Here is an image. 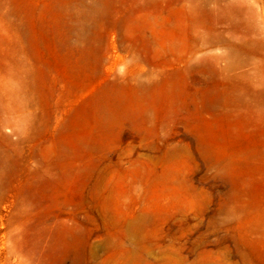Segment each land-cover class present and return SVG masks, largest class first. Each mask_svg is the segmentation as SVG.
<instances>
[{
	"label": "rangeland",
	"instance_id": "1",
	"mask_svg": "<svg viewBox=\"0 0 264 264\" xmlns=\"http://www.w3.org/2000/svg\"><path fill=\"white\" fill-rule=\"evenodd\" d=\"M0 264H264V0H0Z\"/></svg>",
	"mask_w": 264,
	"mask_h": 264
}]
</instances>
